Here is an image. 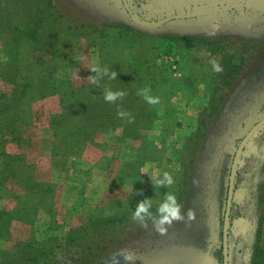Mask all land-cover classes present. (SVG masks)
I'll list each match as a JSON object with an SVG mask.
<instances>
[{"label":"rangeland","instance_id":"obj_1","mask_svg":"<svg viewBox=\"0 0 264 264\" xmlns=\"http://www.w3.org/2000/svg\"><path fill=\"white\" fill-rule=\"evenodd\" d=\"M238 3L264 0H0V264H223L233 159L264 117V8L167 18ZM94 65L117 78L91 83ZM168 192L195 218L164 235L132 219ZM228 244V264H264V125L239 161Z\"/></svg>","mask_w":264,"mask_h":264},{"label":"clouds","instance_id":"obj_2","mask_svg":"<svg viewBox=\"0 0 264 264\" xmlns=\"http://www.w3.org/2000/svg\"><path fill=\"white\" fill-rule=\"evenodd\" d=\"M212 65L213 70L216 72L223 70L221 64L215 59L212 60ZM90 70L96 73L95 76L89 77L93 84H97L101 76H107L109 79L117 78V72L110 70L107 67L101 68L99 65H94ZM141 91L149 103L154 104L158 102V98L148 95L149 90L147 88L142 89ZM124 95H126V93L123 90L113 91L111 89H106L104 98L106 101L112 102ZM117 114L120 116L126 115L124 112H118ZM172 181L173 177L168 172H164L161 176L155 178V183L157 185H170ZM151 206L152 202L150 200L146 199L145 201L140 202L137 205L136 210L132 213V219L134 221H139L142 227L147 228L148 223L145 221V216L151 217L152 226L161 235L166 234L168 227L172 226L174 222L185 220V216L188 220L195 218V212L193 209H189L187 213L182 211L184 206L174 192L167 193L166 198L159 203L155 215L149 211ZM120 254L128 260L135 259V256L132 253L121 251ZM112 259L113 255L109 257V261L111 262Z\"/></svg>","mask_w":264,"mask_h":264},{"label":"water","instance_id":"obj_3","mask_svg":"<svg viewBox=\"0 0 264 264\" xmlns=\"http://www.w3.org/2000/svg\"><path fill=\"white\" fill-rule=\"evenodd\" d=\"M258 7V8H264V3H238V4H232L228 5L226 7H222L219 9L214 10H207V11H201V12H195V13H188V14H176L173 16L168 17L169 18H182V17H192V16H200L205 14H211L218 11H222L229 8L234 7ZM264 125V117L261 118L257 123H255L249 131L246 133V135L241 140L233 159L232 163V169H231V177H230V184H229V192H228V200H227V208H226V214L224 219V228H223V251H224V262L223 264L229 263V244H228V233H229V218H230V210L232 205V198H233V192H234V180L237 172V168L239 165V161L241 158V155L244 151V147L247 145V143L250 141L253 134L258 130L259 127Z\"/></svg>","mask_w":264,"mask_h":264},{"label":"trees","instance_id":"obj_4","mask_svg":"<svg viewBox=\"0 0 264 264\" xmlns=\"http://www.w3.org/2000/svg\"><path fill=\"white\" fill-rule=\"evenodd\" d=\"M141 19H144V17H141ZM113 218H114V222L119 221V217L115 216ZM104 227H105V224H104ZM97 245H98L97 249L99 251H102V250L106 249V246H104L102 244H97ZM99 251L96 252L98 257L101 254ZM82 255L90 256V253H89L88 249L84 248V250H82ZM85 260H86L85 264H93V261L95 262L94 264H98L96 262V258L93 259V260H90V261H88L87 259H85ZM14 264H75V263H72V261H70V259L59 258V257H56V256H52V254H45V255L41 256L40 258L39 257H35V256H33L31 254L30 256L24 257V258H22L21 260L17 261ZM100 264H102V263H100Z\"/></svg>","mask_w":264,"mask_h":264}]
</instances>
